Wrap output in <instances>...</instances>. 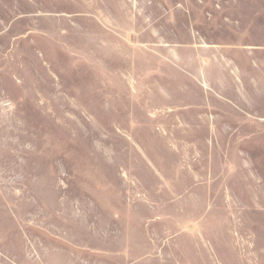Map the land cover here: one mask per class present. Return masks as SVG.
<instances>
[{
	"label": "rangeland",
	"instance_id": "rangeland-1",
	"mask_svg": "<svg viewBox=\"0 0 264 264\" xmlns=\"http://www.w3.org/2000/svg\"><path fill=\"white\" fill-rule=\"evenodd\" d=\"M17 1L18 54L0 57V264H264L237 198L206 190L205 135L173 85L174 31L221 41L208 23L235 0ZM158 46L163 75L145 78Z\"/></svg>",
	"mask_w": 264,
	"mask_h": 264
},
{
	"label": "crops",
	"instance_id": "crops-1",
	"mask_svg": "<svg viewBox=\"0 0 264 264\" xmlns=\"http://www.w3.org/2000/svg\"><path fill=\"white\" fill-rule=\"evenodd\" d=\"M17 0H0V57L15 59L20 35L13 34L20 20ZM233 7L213 27V38L199 44L190 24L174 31L173 85L188 97L190 131L205 135L212 167L205 175L207 191L236 197L239 215L245 218L258 250L254 262L264 259V4L262 0H235ZM235 6V7H234ZM108 27L106 19H99ZM153 49L157 67L145 78H161L164 56ZM155 55V56H156ZM163 58V59H162ZM133 78V76H130ZM199 157L195 160L199 162ZM215 167H221L216 171ZM198 180V178H197ZM219 183L220 186L217 184ZM203 186L197 182L196 187ZM242 221L241 219L239 220ZM263 243L261 249L259 243Z\"/></svg>",
	"mask_w": 264,
	"mask_h": 264
}]
</instances>
